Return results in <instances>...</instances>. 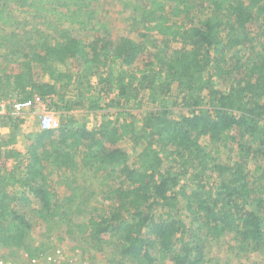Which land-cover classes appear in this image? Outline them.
I'll use <instances>...</instances> for the list:
<instances>
[{
  "label": "trees",
  "instance_id": "trees-1",
  "mask_svg": "<svg viewBox=\"0 0 264 264\" xmlns=\"http://www.w3.org/2000/svg\"><path fill=\"white\" fill-rule=\"evenodd\" d=\"M96 1L0 0V98H37L67 113L115 110L90 129L70 119L33 132L25 153L4 151L15 162L0 169V246L41 255L20 209L30 197L48 222L71 220L48 187L52 166L118 165L111 204L78 223L80 234L115 237L133 264H201L228 234L238 254H264V163L248 170L251 158L264 160V28L262 39L249 32L264 23V0H120L127 28L117 39L95 16ZM27 18L42 23L26 27ZM134 112L143 115L138 129ZM0 120L14 129L24 121ZM126 139L141 147L131 162L119 146ZM230 144L237 158L222 163Z\"/></svg>",
  "mask_w": 264,
  "mask_h": 264
},
{
  "label": "rangeland",
  "instance_id": "rangeland-1",
  "mask_svg": "<svg viewBox=\"0 0 264 264\" xmlns=\"http://www.w3.org/2000/svg\"><path fill=\"white\" fill-rule=\"evenodd\" d=\"M92 4L96 12L95 16L101 17V20L112 29V37L117 39L121 35L122 30L127 28L121 23L126 18L127 11L124 14L120 13L122 9L120 0H98ZM8 8H10L11 13L18 14V18H21L22 21L25 20L26 15L24 13H18L16 10L11 11V6ZM41 23V18H27L26 27H32V25L39 27ZM262 28H264V23L261 25L260 22H255L249 27V32L255 39H262ZM2 34L4 32L0 31V35ZM87 34L88 32H84V35ZM154 38L160 39L158 36H154ZM158 45L161 46V44ZM173 46H176V44ZM149 53L152 52L149 51ZM93 82L95 83V81ZM10 99L12 100L13 98L10 97ZM49 111L54 114L59 122L65 123L72 119V122H76L75 124H85L88 129L97 125L104 117L115 118L114 109L93 113L81 110L67 113L53 108ZM178 113H180L178 109L172 110V115L175 116ZM133 114L135 126L138 129L143 115L137 112ZM40 130L36 113H28L18 128L14 129L5 124L0 132V143H4L0 147V169H10L15 162L12 157H6L4 151L17 149L21 153H25L29 143L34 139L32 133ZM8 140L11 142L6 144ZM203 142H208V140H203ZM119 146L127 152L130 162L134 160L137 152L141 150L140 146L134 147L129 139L121 141ZM78 154L79 151L77 152ZM80 158L81 155L76 158V161L79 162ZM236 158V147L234 144H230L222 148L219 161L228 163ZM21 159L23 160V156H21ZM263 163L264 160L262 159L251 158L248 161L249 172H253L257 164L262 165ZM117 166L96 165L93 169L90 167V169L85 171L84 169L86 168L78 164L72 168L59 171L53 166L51 170H47L48 187L50 191H55L57 194L56 198L63 203V210L67 213L66 218L70 217L71 220L62 219L48 222L43 219L42 215H39L40 206L33 197H30L31 203H27L20 209L25 212L27 218L31 221L32 228L29 235L31 248L42 247L41 254L54 253L59 249V254L54 256L56 264H133L134 262L131 258H122L120 256L115 237H110L107 233H103L99 239L92 240L89 236L90 231L80 234L76 229L78 223L86 221L90 215L99 214L100 210L111 204L112 196L114 197L113 192L110 191L111 187L119 185L123 181L115 170L118 169ZM81 171L85 173L82 174ZM67 185H70V188ZM77 192L81 193L79 198L74 197ZM182 217L191 230L194 226L193 215L189 211L184 210ZM68 231L71 232L69 233ZM236 244L231 234L216 238L208 245L205 262L201 264H264V254L256 251H247L246 253L243 252V254L240 252L238 254L237 249L234 248ZM10 250L11 248L8 246H0V258L10 261L11 264H26V252L23 249L17 248L18 253L16 255H11ZM208 257H212V260L207 261ZM161 264H171V262L164 261Z\"/></svg>",
  "mask_w": 264,
  "mask_h": 264
},
{
  "label": "built area",
  "instance_id": "built-area-1",
  "mask_svg": "<svg viewBox=\"0 0 264 264\" xmlns=\"http://www.w3.org/2000/svg\"><path fill=\"white\" fill-rule=\"evenodd\" d=\"M28 113L37 114V124L41 130L57 129L59 127V120L54 116L52 112L46 110L44 103L35 100H21L9 102L6 99L0 98V118L5 115L12 117H19L25 119ZM1 121V120H0ZM0 122V132H1ZM59 254V249L54 253H43L38 257L26 259V264H56L54 256ZM0 264H11L10 261L0 258Z\"/></svg>",
  "mask_w": 264,
  "mask_h": 264
}]
</instances>
